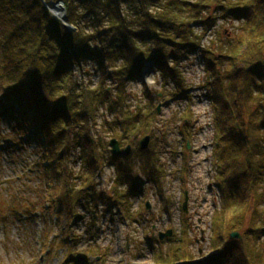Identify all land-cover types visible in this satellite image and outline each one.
<instances>
[{"label":"trees","instance_id":"1","mask_svg":"<svg viewBox=\"0 0 264 264\" xmlns=\"http://www.w3.org/2000/svg\"><path fill=\"white\" fill-rule=\"evenodd\" d=\"M192 1L0 0V119L7 117L18 137L27 135L31 127L42 157L39 168L53 181L47 184V199L60 210L64 198H69L67 217H78L75 210L79 205L98 201L127 214L129 196H134L139 186V173L157 185L154 154L136 147L139 158H144L136 173L129 156H112L109 144L92 137L90 124L105 106L112 120L104 119L101 128L120 146L129 140L132 143L138 135H149L157 112L147 108L129 112L126 83L151 63L157 66L164 86L170 81L177 94L186 97L178 61L199 50L202 39L222 19L241 21L242 25L240 32L226 39L228 44L219 57L224 72L213 74L214 80L209 79L205 86L214 111L217 188L222 196L232 199L231 221L237 223L242 218L240 206L234 205L244 199L246 208L264 169V0ZM50 2L63 5L66 21L75 32H68L48 14L45 5ZM198 27L202 29L196 35L193 29ZM201 50L210 61H216L214 53ZM87 61L96 66L99 82L91 90L78 91L71 81V68ZM208 61L207 68L213 64ZM107 80L114 82V94L104 87ZM142 93L151 101L145 89ZM71 150L77 151L83 163L78 174L66 170ZM104 165L113 166L116 173L105 197L94 185ZM120 188L124 191L119 192ZM251 199L260 205L257 198ZM213 223L216 231V219ZM233 225L236 227L234 223L230 227L235 229ZM251 226L244 229L242 242L231 240L234 231H222L219 225L223 243L217 244L213 263L264 264L259 249L247 243ZM255 230L264 233L260 225Z\"/></svg>","mask_w":264,"mask_h":264},{"label":"rangeland","instance_id":"2","mask_svg":"<svg viewBox=\"0 0 264 264\" xmlns=\"http://www.w3.org/2000/svg\"><path fill=\"white\" fill-rule=\"evenodd\" d=\"M51 6L45 5L50 16ZM62 15L65 18V10ZM54 19L69 26L67 21ZM241 25V21L217 20L202 39L199 50L179 59L180 86L186 90V97L177 94L172 82L164 86L157 66L151 63L146 64L140 76L126 83L125 106L129 112L147 108L157 113L149 135H138L131 139L132 143L129 140L120 147H131L129 163L138 173L144 158H139L136 147L143 137H150L145 153L154 154L159 172L153 174L158 177L157 185L149 182L146 174L139 173V186L135 188L136 194L129 196L127 214L123 209L107 208L98 201L91 206L79 205L75 210L78 217H67L65 205L69 198H64L60 210L47 199V184L53 181L44 177L39 168L42 157L31 127L27 135L18 137L11 131L9 119L1 118L0 264H214L212 254L217 244L220 247L223 243L219 225L223 226L222 231L229 232L231 223L236 225L232 230L239 234L236 240L242 242L244 229L252 225L253 232L247 243L256 251L258 248L257 253L264 257V233L258 234L255 230L258 225L264 230V169L252 189L255 195L246 201V208L244 199L234 205L240 206L242 218L237 223L231 221L230 210L235 208L231 207L232 199L222 196L217 188L214 111L205 86L209 79L214 80L213 74L224 72L225 64L218 63L219 57L228 44L226 39L240 32ZM201 29L193 30L198 35ZM201 49L214 53L216 61H210ZM207 61L213 63L208 68ZM71 72L73 87L78 91L91 90L99 82L96 66L90 61L79 67L72 66ZM104 84L110 92H116L113 81L107 80ZM144 89L151 101L143 96ZM100 108L90 124V133L108 144L117 139L111 133L105 134L101 123L104 119L112 120V115H108L105 106ZM261 158L264 160V156ZM68 159L66 170L80 173L83 163L77 151L71 150ZM115 179L114 167L104 165L94 178L95 191L105 197ZM184 194L185 213L181 209ZM251 198H257L260 205L256 206ZM14 205L18 207L15 210ZM167 231L171 236L159 241L157 235ZM183 254L186 259H182Z\"/></svg>","mask_w":264,"mask_h":264},{"label":"water","instance_id":"3","mask_svg":"<svg viewBox=\"0 0 264 264\" xmlns=\"http://www.w3.org/2000/svg\"><path fill=\"white\" fill-rule=\"evenodd\" d=\"M50 5H53V6L55 5V6L60 7V8H61V11H62L63 14H64V9H63L61 3H59V2H57V3H50ZM51 15H52V14H51ZM52 16H53V15H52ZM53 17H54V16H53ZM54 18H55V17H54ZM62 20H63V22L66 23V20H65L64 17H62ZM63 26H64L67 30L72 29V28H70V27H69V28H70V29H69L68 26H66L65 24H64ZM149 142H150V138H149L148 136L143 137L141 140H139V141H138V148H139V150H140V151H144V150H146V149L148 148V144H149ZM109 147H110L111 154H112V156H114V157H118V156H120L121 154L127 156V155H129V153H130V149H131L130 146H126L123 150H121L118 141L115 140V139H112V140L109 142ZM186 200H187V198H186V195H185V199H184V202H183V204H182V209H183L184 212H186ZM147 208H148V205H147ZM170 236H171V232H170V231H167V232L164 233V234H158V239H159V240H162L163 238H168V237H170ZM230 237H231L232 239H237V240H238V239H239V234L236 233V232H234V233L231 234Z\"/></svg>","mask_w":264,"mask_h":264},{"label":"bare ground","instance_id":"4","mask_svg":"<svg viewBox=\"0 0 264 264\" xmlns=\"http://www.w3.org/2000/svg\"><path fill=\"white\" fill-rule=\"evenodd\" d=\"M50 13L57 19H62V17H63L61 8L58 6H55V5L54 6L52 5L50 7Z\"/></svg>","mask_w":264,"mask_h":264}]
</instances>
